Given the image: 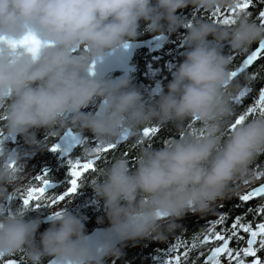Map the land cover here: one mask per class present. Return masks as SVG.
I'll use <instances>...</instances> for the list:
<instances>
[{
    "label": "clouds",
    "instance_id": "9594fccd",
    "mask_svg": "<svg viewBox=\"0 0 264 264\" xmlns=\"http://www.w3.org/2000/svg\"><path fill=\"white\" fill-rule=\"evenodd\" d=\"M238 2L0 0V109L6 136H20L40 151L47 147L37 139L40 129L49 137L69 128L88 131L103 144L127 132L138 148L134 170L127 157L119 156L90 185L109 222L97 246L88 243L79 214L64 209L40 232L39 214L4 210L0 256L23 252L28 264H45L48 258L58 264H107L124 255L128 241H163L186 215L206 214L217 200L234 195L241 187L236 181L254 180L251 166L264 153V118L248 119L225 137L238 87L230 80L232 59L225 46L245 51L264 40V28L246 12L230 25L207 15L190 20L178 15L189 6L205 13L230 12ZM141 21L157 35L189 25L180 35L183 60L166 90L149 99L129 77L90 74L106 52L120 50L141 34ZM30 33L46 45L35 57L10 45ZM90 104L96 110L83 111ZM189 121L197 122L195 131L185 127ZM154 123L172 124L178 136L161 147L148 146L142 130ZM22 156L0 148V206L28 187Z\"/></svg>",
    "mask_w": 264,
    "mask_h": 264
},
{
    "label": "trees",
    "instance_id": "16d2710c",
    "mask_svg": "<svg viewBox=\"0 0 264 264\" xmlns=\"http://www.w3.org/2000/svg\"><path fill=\"white\" fill-rule=\"evenodd\" d=\"M197 9H193L191 6L178 10V15H181L186 20H190L195 17ZM264 10V3H261L260 0H254L253 5L250 7L249 11L252 12V17L256 20V16L259 11ZM199 16H210L208 13L203 12L199 9ZM257 21V20H256ZM257 23H259L257 21ZM183 30H186V26L181 27ZM141 34L137 38H144L150 35H153L150 31L146 29L145 22L141 21L140 25ZM259 42L253 44L250 48L245 51H233V59L231 60L230 69L238 67L246 55L254 50L258 46ZM135 61H138L136 68L131 72L130 79L132 83L139 87L140 91L143 93L145 99L154 97L161 88L166 90V85L171 79V75H165L164 65L162 63V54L153 53L146 48L137 50ZM253 73H256L258 79L251 80L250 77ZM159 86L158 91H154L157 85ZM233 85L238 87L235 89L232 95L238 94L240 90L246 85L252 87V92L244 98L241 105H233L234 112L229 121L231 124L235 117L240 114L246 107L251 105L255 99L258 98V90L260 87H264V57L259 58L258 61L254 62L252 66L245 70L244 73L240 74L237 78L232 81ZM99 103V101L97 102ZM97 105L91 104L90 111H95ZM0 116H5L4 110L0 109ZM253 117H249L252 119ZM4 120H0V130H2V124ZM197 125L196 121H189L185 127L190 131ZM151 126H157L161 128V131L154 138H145L148 142V146L152 147H161L164 142L170 138L177 137L178 131L172 125H162L159 123H154ZM191 126V127H190ZM3 132V130H2ZM228 134V128H225V137ZM3 135H6L3 132ZM37 139H43L44 144L47 146L43 150L34 151V146L28 145L24 142V139L20 136L15 137H6L4 139V146L7 149L14 147L17 149V152H23L21 161L25 160H35L34 164V175H31L28 180V185L35 186L37 185L33 178L36 175V172L44 166L53 164L59 156V150L51 151L49 148L57 140L56 136H45L44 130L40 129L36 132ZM84 141L83 143L75 150V152L70 156L75 158L76 156H81L87 158L85 149H91L96 143L95 137L91 132H84ZM14 138V140L12 139ZM138 148L133 143L132 139H127L119 144L117 149L111 150L106 154V159L102 160L97 165L96 172H89L85 174L82 180V187L78 190V194L74 196L71 200H66L61 202L62 206L58 210H68L73 214H79L85 224V232L91 231L96 226H108L109 222L105 216L103 202L98 200L93 188L90 186L93 184V181L101 178V174L104 169L109 165V163L119 156H125L129 160L130 168L134 170L136 165V156ZM127 153V154H125ZM69 157V158H70ZM67 160V159H66ZM66 160H63L59 164L55 165L52 171L49 173V176L58 181V185L54 192H50L49 195L59 194L67 185H64L66 182L67 176V164ZM252 171L255 172L257 169L264 171V153L258 154L257 159L252 164ZM264 179H254L248 185L243 183V180H238L235 184L241 185L238 191L225 199H220L215 202L213 208L210 212L206 214H188L183 219L179 220L178 223L180 227L176 228L174 232L167 235V238L163 241L161 240H140L138 242L128 241L123 248L124 255L117 259L109 258L107 264H160V261L163 258L168 256V249L171 245L175 244L177 240L191 244L194 237L199 236L200 238L207 232L210 227H213L211 221L217 220L222 214L226 216V220L223 224L215 225L216 231L225 232V234H230L231 224L234 222L236 217H241V222L243 223H252L255 226L256 223L264 221V215H257V206L264 205V197L253 198L250 202H242L239 200V195L244 194L247 191L251 190V187L255 185L258 181ZM27 184V183H26ZM27 185V186H28ZM8 203V202H7ZM21 201L16 198L9 208L5 207L6 211L15 210L16 207L20 206ZM52 207L44 209H35L30 210L31 215L39 214L42 220L39 231L43 232L50 223V220H44L46 216H50L52 212ZM240 235L244 237L243 240L236 239L229 242V246L233 248H240L245 246V241L247 239V234L243 233L242 230H238ZM220 241H211L208 244L200 246L198 249L190 252L188 264H203L204 258L209 254L210 250L218 246ZM183 247L181 251H183ZM203 254V255H201ZM258 255L264 259V251L258 253ZM222 264H227L226 261H223L225 257H221ZM7 259H16L21 261L22 264H28L27 258L23 252L0 258V260ZM50 258L46 259L49 260ZM248 263H251L252 258H247Z\"/></svg>",
    "mask_w": 264,
    "mask_h": 264
},
{
    "label": "snow or ice",
    "instance_id": "6c2138e0",
    "mask_svg": "<svg viewBox=\"0 0 264 264\" xmlns=\"http://www.w3.org/2000/svg\"><path fill=\"white\" fill-rule=\"evenodd\" d=\"M253 2L254 0H239L236 9H233L230 12L217 10V12L210 14V18L217 23L225 25L233 24L235 22V17L239 12H246L247 14L252 15V12L249 11V9L253 5ZM260 2L264 3V0H260ZM196 11L199 12V9ZM256 20L259 22L261 28H264V10L259 11ZM185 26L187 27L189 25ZM10 45L13 48H25L32 53L34 57L39 53L41 47L46 46L35 33H30L19 41H11ZM229 56L231 59L234 58L231 54ZM262 57H264V40L260 41L258 46L251 51L245 59H243L242 64L236 70L230 72V80L233 81L240 74L244 73L249 66H252L254 62ZM90 74L95 75V63L90 68ZM250 79L253 81L258 79L257 74L253 73ZM251 92L252 87L250 85L244 86L238 94L232 95V104L241 105L244 98ZM250 116L253 118H264V87L259 88L258 98L235 117L234 121L229 125L228 132L245 123ZM5 118V116H0V120H4ZM192 130L195 131L194 128ZM160 131V127L151 126L143 129L142 135L146 138H154ZM128 135L129 134L126 132L121 137V140L108 144H103L95 138L96 143L94 146L91 147V149H85L87 156L90 158H83L81 156L68 158L66 160L67 176L66 182L64 183L67 187L59 194L49 195L50 192H54L56 187L53 185L52 180L48 178L49 174L47 171H44L33 178L34 182L39 186H28L25 189H20L16 197H10L9 201H14L18 198L21 201V204L15 209L23 211L50 208L61 202H65L66 200H71L76 194H78V190L81 189L82 180L85 174L96 172L98 163L106 159V154L109 151L117 149L122 141H126ZM4 139L5 136L3 135L2 130H0V148L4 146ZM58 148L59 145L54 143L49 149L51 151H56ZM11 166L15 167L14 164ZM261 177H264V171L257 169L254 172V179H259ZM93 183H95V181H93ZM243 183L248 185L250 181L245 179L243 180ZM256 197H264V183H261L258 187H253L250 191L239 195V200L242 202H250ZM4 210L5 207L0 206V211ZM62 211L63 210H58L57 212L52 213L49 216V219L60 216ZM256 211L257 215H264V205L257 206ZM225 220L226 216L222 214L217 220L211 221L213 227H210L202 238L199 236L194 237L191 244L182 242L178 239L175 244L170 246L168 249V256L163 258L160 261V264H188L190 252L211 241H220L221 243L219 246L210 250V253L204 258L203 264H222V256L226 258L227 264H248L247 258H252L251 264H264V259L258 255L259 252L264 251V221H260L253 226L252 223L241 222V217L238 216L231 224L230 234L226 235L225 232L228 231L227 229L225 232L215 230V225L223 224ZM238 230H242L243 233L247 234V239L245 241V246L237 249L230 247L229 242L236 239H244ZM182 247L184 249L183 251H181ZM0 258L3 257L0 256ZM0 264H22V262L17 261L16 259H7L0 260ZM50 264H58V262L54 260L50 261Z\"/></svg>",
    "mask_w": 264,
    "mask_h": 264
},
{
    "label": "water",
    "instance_id": "95a60500",
    "mask_svg": "<svg viewBox=\"0 0 264 264\" xmlns=\"http://www.w3.org/2000/svg\"><path fill=\"white\" fill-rule=\"evenodd\" d=\"M163 38H164V34H159L148 38L134 39V40H130L126 44L127 46L122 47L118 51L112 50L106 52L102 58H100L98 61L95 62V75L104 79V78H108V76L114 71L121 70L123 71V73L118 77L121 76L128 77L130 70L133 67L131 61L134 57L135 51L141 47L151 46L154 41H157V43L154 45L153 49L155 50L160 49L163 43ZM248 54H250V52ZM238 67L232 69L231 71L236 70ZM86 109L87 108L83 109V111H86ZM82 141H83V134H80L79 132H77L72 128L65 130L63 134L60 136V138L56 141V144H58L59 147H61V151L58 158L53 164L45 165L44 168L42 169V172L51 170L55 165L59 164L65 157L72 154L74 150L82 143ZM52 183L55 186L56 183L55 182ZM261 183H264V179L258 181L251 188L258 187ZM44 220L46 221L50 220L49 216H46ZM108 226H96L91 231L87 232L86 239L88 243L91 244L93 247L97 246L99 241L103 238L105 234V230L108 228ZM50 261H54V258H50L45 262V264H50Z\"/></svg>",
    "mask_w": 264,
    "mask_h": 264
},
{
    "label": "flooded vegetation",
    "instance_id": "af4514ba",
    "mask_svg": "<svg viewBox=\"0 0 264 264\" xmlns=\"http://www.w3.org/2000/svg\"><path fill=\"white\" fill-rule=\"evenodd\" d=\"M209 15L211 14V13H208ZM195 15L196 16H199L200 15V12H197L196 11V13H195ZM185 30H183V28H180L177 32H175V33H171V34H164V38H163V43H162V45H161V47H160V49H153V47H154V45L157 43V41H154L153 43H152V45L151 46H145V47H141V48H138L137 50H139V49H144V48H146L147 50H150L151 52H153V53H159V52H161V54H162V63H163V65H164V69H165V75L166 76H168V75H171L172 74V71H174V69H175V66H177L178 65V63L180 62V61H182L183 60V55H182V53L185 51V48L182 46V42H181V39H180V35L184 32ZM154 35H157V34H153V35H150V36H147V37H144V38H148V37H152V36H154ZM135 39H143V38H135ZM209 39H211V37H209ZM165 41H167V42H165ZM137 50L135 51V54H134V57H133V59H132V61H131V64L133 65V67L131 68V70H130V73H129V76L128 77H130V75H131V72L134 70V68H136V66H137V63H138V61H135V56H136V52H137ZM225 52H226V54H228V55H232L233 56V50H230V49H228V47L227 46H225ZM123 73V71H121V70H117V71H114L113 73H111L108 77H118L119 75H121ZM159 84L157 85V87L155 88V92L156 91H158L160 88H159ZM87 109H86V112L87 111H90V109H91V104L88 106V107H86ZM63 134V133H62ZM61 134V135H62ZM60 135V136H61ZM60 136L57 138V140L60 138ZM84 138H85V136H84V133H83V141H84ZM56 140V141H57ZM56 141H55V143H56ZM83 141H82V143H83ZM81 143V144H82ZM80 144V145H81ZM79 145V146H80ZM78 146V147H79ZM77 147V148H78ZM76 148V149H77ZM75 149V150H76ZM58 150H59V154H60V151H61V147H59L58 148ZM75 150H74V152H75ZM73 152V153H74ZM72 153V154H73ZM72 154H70V155H68L67 157H65L63 160H66V159H68ZM62 160V161H63ZM61 161V162H62ZM47 165V164H46ZM45 166V165H44ZM44 166L40 169V173H42V169L44 168ZM53 169V168H52ZM52 169L51 170H49V171H47V173L49 174L51 171H52ZM37 175V174H36ZM35 175V176H36ZM50 180H52V182H55L56 184H55V187H57V185H58V181L57 180H55V179H53L52 177H48ZM35 186H39L38 184L37 185H35ZM12 202L13 201H8V203H7V205H6V207L7 208H9L10 206H11V204H12ZM52 213V212H51Z\"/></svg>",
    "mask_w": 264,
    "mask_h": 264
},
{
    "label": "rangeland",
    "instance_id": "374dc122",
    "mask_svg": "<svg viewBox=\"0 0 264 264\" xmlns=\"http://www.w3.org/2000/svg\"><path fill=\"white\" fill-rule=\"evenodd\" d=\"M5 136V139H6V135H4ZM13 137H15V136H13ZM13 140H14V138H12ZM9 151H13V152H17V149L15 148V146L14 147H11L10 149H8ZM87 158H90V157H87ZM21 163H26L27 165H28V179H27V181H26V183H27V185L29 184L28 183V180H29V177L31 176V175H34L35 174V172H34V164H35V160H25V161H21ZM40 173V171L38 170L37 172H36V174H39ZM261 178H263V177H261ZM260 178V179H261ZM31 185V184H30ZM30 185H28V186H30ZM62 203H60V204H57V205H55V206H53L52 207V212L53 211H58V209H59V207H61L62 205H61ZM7 205V204H6ZM6 207V206H5ZM221 259H223V258H221ZM223 261H226L227 262V260H226V258L223 260ZM248 264H251V263H248Z\"/></svg>",
    "mask_w": 264,
    "mask_h": 264
}]
</instances>
